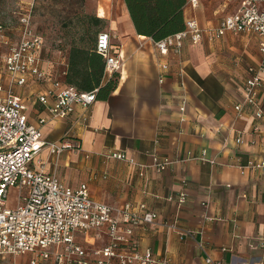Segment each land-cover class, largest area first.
I'll list each match as a JSON object with an SVG mask.
<instances>
[{"label":"crops","instance_id":"crops-1","mask_svg":"<svg viewBox=\"0 0 264 264\" xmlns=\"http://www.w3.org/2000/svg\"><path fill=\"white\" fill-rule=\"evenodd\" d=\"M86 1L105 22L97 32L110 36L111 54L120 61L118 81L89 108L77 104L69 119L43 125L38 117L48 115L42 105L28 101L29 121L42 138L71 144L56 163L47 148L41 150L46 173L70 187L86 183L94 199L114 208L142 204L155 211L154 223L129 238L170 264H201L205 256L212 264H264V171L247 166L264 160V116L256 118L249 107L237 115L233 108L244 78L260 62L256 36L227 32L210 40L204 33L197 43L185 40L178 52L161 54L153 39L136 31L124 0ZM239 2L201 0L191 7L185 0L184 25L193 18L203 29L214 28ZM258 7L264 11V0ZM68 52L69 45L50 57L42 50L41 68L51 80L64 82ZM108 77L104 69L103 83ZM260 78L264 107V72ZM49 84L14 89L36 95ZM203 149L207 160L197 158ZM154 156L169 163L159 170ZM124 228L120 223L121 233ZM75 239L87 249L100 247L107 241L105 227Z\"/></svg>","mask_w":264,"mask_h":264},{"label":"built area","instance_id":"built-area-1","mask_svg":"<svg viewBox=\"0 0 264 264\" xmlns=\"http://www.w3.org/2000/svg\"><path fill=\"white\" fill-rule=\"evenodd\" d=\"M186 1L191 7H197L201 0ZM260 1L240 0L235 11L221 18L214 28L203 29L190 18L185 20L181 31L152 41L161 54H166L178 52L185 40L199 42L204 33L210 40L227 32L254 34L260 62L244 78L241 101L233 108L237 115H242L249 107L256 118L264 116V107L259 101L260 73L264 72V11L258 7ZM34 2L16 1L18 23L12 29L0 23V258L26 256V261L21 264H170L168 260L156 257L149 247L137 248L129 238L136 228L154 223L155 211L142 204L114 208L96 200L86 183L76 187L64 185L55 174H47L45 162L37 158L41 150L47 148L49 157L56 163L71 144L44 140L40 128L30 123L25 103L31 101L42 105L48 115L38 117V123L43 125L50 119H69L77 104L89 108L96 100V89L79 91L64 82L51 80L41 68L43 38L32 25ZM11 33L14 40L10 38ZM110 49L108 32H98L95 50L104 58L108 75L120 68L119 59ZM46 82H50L49 88L36 95L30 91L27 96H22L14 89V86L24 87L31 83V88ZM240 140L237 137L236 141ZM109 155L124 158L122 152ZM197 158L207 160L204 149ZM153 159L159 170L169 163L166 157L154 156ZM247 166L264 171V160L250 161ZM10 188H16L17 198L14 206L7 207ZM184 201L185 193L180 192L178 202ZM120 223L125 224L122 233ZM101 227L106 230L104 245L87 249L76 241V235ZM261 247H264V241ZM212 263L209 256L201 262ZM7 264L17 263L13 259Z\"/></svg>","mask_w":264,"mask_h":264},{"label":"trees","instance_id":"trees-1","mask_svg":"<svg viewBox=\"0 0 264 264\" xmlns=\"http://www.w3.org/2000/svg\"><path fill=\"white\" fill-rule=\"evenodd\" d=\"M124 1L139 34L159 40L184 28L182 7L185 0ZM82 20L80 34L76 37L73 35L68 43L64 83L74 86L79 91L96 89V98H105L115 89L119 75L117 71L113 72L103 83L105 60L96 52L95 43L97 31L102 29L105 22L91 14H84ZM48 76L52 78L50 73Z\"/></svg>","mask_w":264,"mask_h":264},{"label":"rangeland","instance_id":"rangeland-1","mask_svg":"<svg viewBox=\"0 0 264 264\" xmlns=\"http://www.w3.org/2000/svg\"><path fill=\"white\" fill-rule=\"evenodd\" d=\"M16 1L0 0V23L11 27V29L18 23L15 14ZM84 14H91L86 0H35L32 24L34 29L42 35L43 50L47 57L52 56L56 49H63L68 45L73 35L76 37L80 34ZM103 27L104 25L101 28ZM10 38L14 40L12 33ZM25 106L28 109L29 102H26ZM40 157L39 155L37 158ZM16 198V188H10L6 197L7 207L14 206ZM13 259L17 264H21L26 261L27 257L6 256L0 258V264H7Z\"/></svg>","mask_w":264,"mask_h":264}]
</instances>
